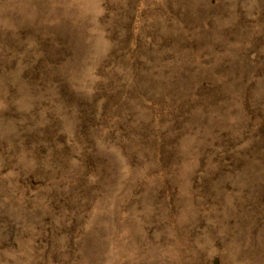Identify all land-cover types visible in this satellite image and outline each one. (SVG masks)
<instances>
[{
    "label": "rangeland",
    "instance_id": "374dc122",
    "mask_svg": "<svg viewBox=\"0 0 264 264\" xmlns=\"http://www.w3.org/2000/svg\"><path fill=\"white\" fill-rule=\"evenodd\" d=\"M0 264H264V0H0Z\"/></svg>",
    "mask_w": 264,
    "mask_h": 264
}]
</instances>
